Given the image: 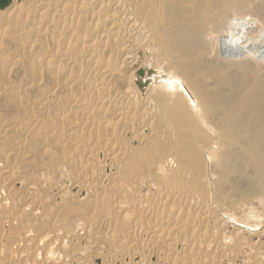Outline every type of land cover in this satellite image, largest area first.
I'll use <instances>...</instances> for the list:
<instances>
[{
  "label": "bare ground",
  "instance_id": "6f19581e",
  "mask_svg": "<svg viewBox=\"0 0 264 264\" xmlns=\"http://www.w3.org/2000/svg\"><path fill=\"white\" fill-rule=\"evenodd\" d=\"M2 1L0 264H264V0Z\"/></svg>",
  "mask_w": 264,
  "mask_h": 264
},
{
  "label": "rangeland",
  "instance_id": "374dc122",
  "mask_svg": "<svg viewBox=\"0 0 264 264\" xmlns=\"http://www.w3.org/2000/svg\"><path fill=\"white\" fill-rule=\"evenodd\" d=\"M79 229H81V231L82 232H84L85 233V228H84V226L83 227H80ZM83 237V236H82ZM82 237H80V238H82ZM86 237V236H85ZM263 237V238H262ZM261 238L262 239H254L253 241H252V243L251 242H248V243H246L244 246H243V249L246 251V252H252L253 251V249L255 248V246H256V244H258L259 242H261V244H260V246H264V235L262 236ZM79 237L78 238H76L75 240H74V243L75 244H78V240L80 239ZM114 239V237L113 236H105L103 239H102V241L104 240V241H112ZM99 240H100V238H99ZM86 242H87V240H85ZM258 241V242H257ZM250 243V244H249ZM83 255L85 256V257H89L91 254H90V251H86L85 253L83 252ZM135 263L136 261H132V263Z\"/></svg>",
  "mask_w": 264,
  "mask_h": 264
},
{
  "label": "water",
  "instance_id": "95a60500",
  "mask_svg": "<svg viewBox=\"0 0 264 264\" xmlns=\"http://www.w3.org/2000/svg\"><path fill=\"white\" fill-rule=\"evenodd\" d=\"M1 3H2V4L7 3V0H3Z\"/></svg>",
  "mask_w": 264,
  "mask_h": 264
}]
</instances>
